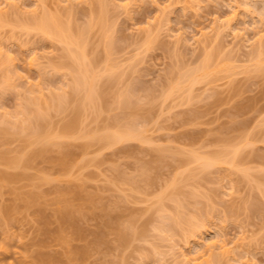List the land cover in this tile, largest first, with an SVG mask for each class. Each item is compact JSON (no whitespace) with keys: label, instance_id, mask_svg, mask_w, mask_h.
Instances as JSON below:
<instances>
[{"label":"rangeland","instance_id":"rangeland-1","mask_svg":"<svg viewBox=\"0 0 264 264\" xmlns=\"http://www.w3.org/2000/svg\"><path fill=\"white\" fill-rule=\"evenodd\" d=\"M36 2L0 0V264H264V0H103L111 49L97 0ZM43 15L93 22L96 114L70 95L66 45L33 26ZM207 57L206 76L176 83ZM32 96L41 143L21 127ZM131 123L142 140H96ZM237 149L234 168L194 162ZM162 214L191 225L163 237Z\"/></svg>","mask_w":264,"mask_h":264},{"label":"bare ground","instance_id":"bare-ground-1","mask_svg":"<svg viewBox=\"0 0 264 264\" xmlns=\"http://www.w3.org/2000/svg\"><path fill=\"white\" fill-rule=\"evenodd\" d=\"M36 1H38V3H39L41 0H35V3L37 4ZM100 2H101V4H100ZM69 3L71 4V2H69ZM97 4H98V8L100 9V12H99V14L96 13V15L98 16L96 20L98 21L99 27H100L101 31L103 32L102 33L103 36H106V35H104V33L106 34V30H105V28H106V26H105L106 14L104 13V9L105 8L103 7L104 6L103 0H97ZM33 17H34V15H33ZM51 17L52 16H50V17L48 16L47 17V15H43L40 19H39V17L38 18H36V17L32 18L31 17V19L33 21V22L32 21L31 22H32L33 26L40 32V34L41 33L43 34V35L41 34L42 36L45 35V37H49L50 39L53 38V40H56L57 42L60 41V42H62V43H64L66 45V50H64V56L66 58H64V59H67L68 62H69L67 64V66L70 69L71 74H72V81H71V86L70 87L75 93V95H74V93L72 91V93H70V95L72 94L73 98L76 96L75 99H77V96L81 93L82 96L80 95V97H81V99H80L81 100L80 108L84 110V108L86 109V106H88V108H90V106H91V109L93 108V110H94V111L92 110V112L94 114H96L95 112L96 111L98 112L99 109H96L95 107H97V104H99V106L97 107V108H99L102 105V103H103V101L101 99L100 92H99L100 91V89H99L100 87L98 86V83H97L98 82V76H100V75L97 74L98 71L96 70V66H95L96 59L93 58L91 60L90 58H87V55H86V46H87L88 35H89L88 32H90L89 30L92 27V23L93 22L89 20L87 22V25H84L82 27H78V28L75 29V27L72 25V23L70 21L66 22V24L65 23L63 24L56 17H54V16H53V18H51ZM103 25H104V27H103ZM104 30H105V32H104ZM245 41H247V39ZM106 42H107V44H106ZM64 44H62V45L65 46ZM104 44L106 45V48H109V49L112 48L111 40L108 39V37L106 38ZM260 54L262 55L263 51L261 49L258 50V46L254 47V49L252 50L251 55H250V57L252 58L251 60H255L256 58L257 59L259 58V61H260L261 60L260 59V57H261ZM209 60H210V57L209 58L207 57L206 61L208 63H206L205 61H204V63L201 62L202 64L197 66L196 69L195 68H194V70L190 69L189 70L190 72H188V71H187V73L185 72L186 74H183L184 76L182 75L179 78L180 81L179 82L177 81L176 83L179 84V85L181 84L182 88H183V85H185V84H186L185 86H188L189 83H196L199 78H202L203 76H206L207 70L209 69L208 67H210V66H208L210 64ZM255 61H256V63H259V61H257V60H255ZM63 64H65V63H63ZM105 69L106 70L108 69V72H109V65H106ZM110 73L111 74L108 75V77H110L109 80L112 81V78H113L114 74L112 72H110ZM182 77H184L185 80H183ZM114 81H115V78H114ZM182 83H184V84H182ZM173 87L177 88L176 86H171L170 89L172 91L175 90V89L173 90ZM182 88H179V89H182ZM176 90H178V88ZM64 93L65 92L56 93L55 95L52 94L53 95L52 96V103H50L51 104V108L55 107V109H57L64 102L66 104V94H64ZM49 98H51V96ZM49 98H48V100H49ZM125 98H126L125 96L121 95L118 104L122 105V103H124V101H125ZM37 99L39 100V98H36V96H32V97H30L28 99V102H29V100H30V102H29L30 104H32V102L35 103L36 101L39 102ZM75 99H74V101H76ZM80 100L78 102V99H77V104H80ZM96 101H98V103H96ZM37 104L39 106V103H37ZM49 107H50V105H49ZM39 108L40 109L37 108L38 111H36V109H35V111H33V112H35V114L34 113H30V111H28L27 109H24V111H26V115H27V112H28V116L25 117V114L23 113L24 117L26 119L24 121H23V119L21 120L22 131L24 129V132L29 131L31 134H33V133H34V135L36 134L32 130L33 129L35 130V128L37 126L38 127L36 129L40 128V126H41L40 120H39V117H40L39 113L42 114L41 106H39ZM62 108L63 107L61 106L59 108V110L62 109ZM79 111H80V109H79ZM29 113L32 114V116L31 115L29 116ZM34 119L37 120V121L33 122ZM24 122H25V125H24ZM72 122H74V119L72 120ZM132 124L133 123H131L128 127L124 128L123 130H120V131H117V132H114V131H112L111 133L109 131L106 132V133L103 132L104 134L101 133L102 135L99 136V139H98V136H97L96 140L98 142H100V143L102 142L105 146L114 145L116 143H119V142H122V141H127V140H135V139L138 140V139H140L139 138V136L141 134L140 131H142L141 127L133 126ZM72 126H73V124H70L68 126L64 125V126H62V128H63L62 130L63 131H68V128H71ZM139 132H140V134H139ZM34 135L33 136L30 135V138L35 140V142L36 141L38 142L39 140L42 139L40 141V143H41L45 139V137H40L39 135L38 136L35 135L36 138H34ZM38 138H40V139H38ZM140 140H142V139H140ZM237 150H235V151L231 150L232 154H231V151L230 152L229 151H222L221 153L219 152L218 154H211V155L208 154V155H205V156H203V155L202 156L201 155L197 156L196 155L197 157H195V158L193 157V158H194V162L198 163L199 168L202 169V170H206L207 168L211 167V165H213L215 163H218V162L220 163L221 161L223 163L226 162L228 165H230V166H232L234 168V166H237L236 162L240 158L239 155L241 153L239 149H237ZM14 161H15L14 163H18L20 160H18L17 162H16V160H14ZM239 170H240V168H239ZM243 171H244V169H242V173H243ZM246 171L247 170H245L244 173L247 176L248 172L246 173ZM1 177H2V179H10L11 178L10 176H8L6 174H1ZM263 179H264V177H263ZM263 179H262V181H263ZM171 185H170V187H171V189H173L175 184H173V186H171ZM159 198H160L159 201H161L162 197H159ZM179 206L181 207V205H179ZM165 215L166 214H162L161 215L164 218L160 216L161 221H163V222L167 221L168 223L169 222H172V223H169L168 226H166L167 228L164 227L163 225L159 226L158 229L163 234V235L161 234L163 237H168L170 234L172 236L173 233H174L173 230H175V227H180L181 224L191 225V223L189 221L182 220V218H180V216L177 215V214L176 215L167 214L168 216L166 218H165ZM163 231H165V233ZM191 233L194 234L193 230L191 231ZM125 235L126 234H125L124 231L120 233V235H119L120 241L121 240L122 241L125 240L124 239ZM215 246H214V244L203 245L202 249L204 250V247H205V251L213 253L212 251H213ZM222 247L223 246L220 245V247L218 246L217 248H222ZM199 248L200 247H198V249ZM199 250H201V248ZM213 258H215V259L218 258V255L214 254ZM185 262L188 263L190 261L186 260ZM206 264H213V263H211V261H209V262H206Z\"/></svg>","mask_w":264,"mask_h":264}]
</instances>
